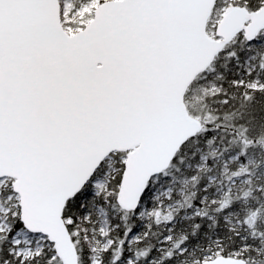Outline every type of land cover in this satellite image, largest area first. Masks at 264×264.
Masks as SVG:
<instances>
[{
    "label": "snow or ice",
    "instance_id": "snow-or-ice-1",
    "mask_svg": "<svg viewBox=\"0 0 264 264\" xmlns=\"http://www.w3.org/2000/svg\"><path fill=\"white\" fill-rule=\"evenodd\" d=\"M0 264H264V0H0Z\"/></svg>",
    "mask_w": 264,
    "mask_h": 264
}]
</instances>
